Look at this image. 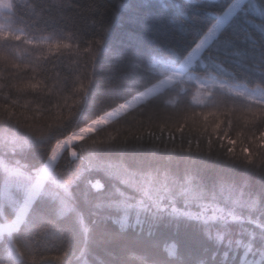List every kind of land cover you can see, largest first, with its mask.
I'll return each mask as SVG.
<instances>
[{
  "label": "trees",
  "instance_id": "16d2710c",
  "mask_svg": "<svg viewBox=\"0 0 264 264\" xmlns=\"http://www.w3.org/2000/svg\"><path fill=\"white\" fill-rule=\"evenodd\" d=\"M77 88L126 115L54 159L15 114ZM221 109L240 156L169 131ZM0 225V264H264V0H0Z\"/></svg>",
  "mask_w": 264,
  "mask_h": 264
},
{
  "label": "clouds",
  "instance_id": "9594fccd",
  "mask_svg": "<svg viewBox=\"0 0 264 264\" xmlns=\"http://www.w3.org/2000/svg\"><path fill=\"white\" fill-rule=\"evenodd\" d=\"M73 93L63 105H54L51 116H46L39 111L33 114L26 112L15 114L18 120L37 122L29 123L27 126L41 130L45 137L51 139L49 155L54 159L61 158L65 152L69 159H76L78 155L113 145L118 139L119 129L113 130L112 126L116 124L120 116L126 115V113H119L114 106L99 113H92L84 119L80 111L85 100L84 89H74ZM8 114L11 115V113ZM229 118L230 112L223 109L213 112L207 118L197 114L182 120L179 124H172L169 131L186 134L189 137L196 136L205 141L211 140L212 144H206L209 148L215 146L216 138L219 137L218 143L226 148V155L240 156L242 154L226 140L231 133V128L228 126ZM54 132L57 134L53 135ZM230 138L236 144L247 147L241 140L239 132L231 135Z\"/></svg>",
  "mask_w": 264,
  "mask_h": 264
},
{
  "label": "rangeland",
  "instance_id": "374dc122",
  "mask_svg": "<svg viewBox=\"0 0 264 264\" xmlns=\"http://www.w3.org/2000/svg\"><path fill=\"white\" fill-rule=\"evenodd\" d=\"M240 3H241V1H238L235 5H234V10L235 11H237L238 9H239V6H240ZM217 34V31L215 30V29H213L212 31H211V38H213L215 35ZM192 60L190 59V61H188V63H186V66L184 67V70L186 69V68H188V67H190L191 65H192ZM175 78L176 79H179V76L178 75H175ZM118 111H119V113H121L120 112V109H117ZM55 164V161H51V163H49L48 165H47V167H46V169H44V172H43V176H45V175H47V174H49L50 172H51V170H52V168H53V165ZM9 182H14V183H16V182H18V183H20V182H22V180L20 179V177L16 174V173H14V172H10V174H9ZM33 186V188L35 187L34 185H32ZM31 186V187H32ZM2 225H0V232H2V231H5V230H11V226H7V227H3Z\"/></svg>",
  "mask_w": 264,
  "mask_h": 264
}]
</instances>
